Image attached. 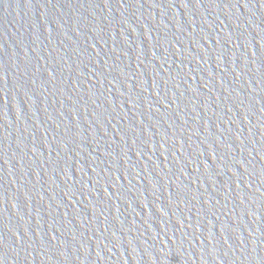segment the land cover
Wrapping results in <instances>:
<instances>
[{
	"label": "water",
	"instance_id": "water-1",
	"mask_svg": "<svg viewBox=\"0 0 264 264\" xmlns=\"http://www.w3.org/2000/svg\"><path fill=\"white\" fill-rule=\"evenodd\" d=\"M0 264H264V0H0Z\"/></svg>",
	"mask_w": 264,
	"mask_h": 264
}]
</instances>
